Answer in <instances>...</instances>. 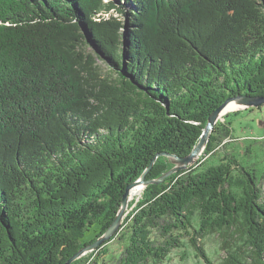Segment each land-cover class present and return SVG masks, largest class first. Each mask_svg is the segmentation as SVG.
<instances>
[{
    "label": "trees",
    "instance_id": "16d2710c",
    "mask_svg": "<svg viewBox=\"0 0 264 264\" xmlns=\"http://www.w3.org/2000/svg\"><path fill=\"white\" fill-rule=\"evenodd\" d=\"M242 95L264 98V0H0V264H66L154 158L146 181ZM230 127L217 123L206 157ZM223 160L149 184L112 239L119 262L94 264H161L185 239L215 264L210 235L228 246L223 264H264L261 179Z\"/></svg>",
    "mask_w": 264,
    "mask_h": 264
},
{
    "label": "rangeland",
    "instance_id": "374dc122",
    "mask_svg": "<svg viewBox=\"0 0 264 264\" xmlns=\"http://www.w3.org/2000/svg\"><path fill=\"white\" fill-rule=\"evenodd\" d=\"M98 64L101 66L104 76L113 78L118 77L117 72L113 71L105 62L99 60ZM236 112L239 113L234 114ZM228 115L231 116L228 117ZM225 121L231 124L230 128L232 129V134L230 137L222 140V144L216 155L209 159L210 156L206 157L204 151L193 165L180 172L186 171L188 173L191 168L198 170L200 169L198 166H200L201 163H205L207 164L205 166H208L210 163H220L227 156L234 155L239 161V164L244 166L246 170L250 171L252 169L255 171L256 175L261 179L260 186L264 191V104L260 107L233 110L222 116L219 120L221 123ZM226 160L227 159L223 160V163H227ZM232 169L235 174H238L240 171V168L234 165ZM142 186L143 189L141 191L137 190L136 193H133L134 189L131 193V200L126 216L132 212L137 203L142 199L143 193L147 187L145 185ZM121 231L122 228L120 232ZM111 240L110 242L108 241L109 243L103 244L102 247L97 250L86 252L84 255L85 258H87L90 253H93V257H91V260H89L87 264H94L95 261L100 263L102 259L109 260L112 263H118L123 253L122 245L125 243L123 242L122 244V241L118 239ZM202 244L215 264H223L227 258L226 249H228V246L217 235L207 236L202 239ZM149 264L153 263L149 262ZM161 264H204V262L196 255L194 248L191 247L188 240L185 239L184 246L180 249L173 250L167 260Z\"/></svg>",
    "mask_w": 264,
    "mask_h": 264
},
{
    "label": "water",
    "instance_id": "95a60500",
    "mask_svg": "<svg viewBox=\"0 0 264 264\" xmlns=\"http://www.w3.org/2000/svg\"><path fill=\"white\" fill-rule=\"evenodd\" d=\"M110 15H114L115 17H118L125 21V17L121 14H118L116 11H111L110 14H106L105 16L108 18ZM108 65V64H107ZM109 66V65H108ZM123 74V73H122ZM124 76V75H123ZM235 102L240 109H247L249 107H260L262 104H264V98L260 97H250L246 95L237 96L233 98H229L224 102V104L219 107L217 110H215L209 117L208 124L203 132V135L201 137L200 142L196 145V147L193 149L192 153L185 157V158H178L174 155H165L168 158L171 159L172 164L174 165V168H172L167 174H165L161 179L156 181H146V175L150 172L153 165L155 164L156 160L160 155H158L156 158H154L150 164V166L147 168L146 172L143 174V176L138 180L137 182L130 184L127 187L126 193L123 198L122 205L119 209V212L113 222V224L110 226V228L106 231V233L101 236L94 244H91L87 247H85L83 250H81L78 254H76L73 258H71L66 264H72L76 260L80 259L85 255L86 252L97 250L102 247L103 244L110 241L113 237H115L121 230L122 224L124 221V218L127 214V210L129 209V203L131 200V191L134 187H136L139 184L148 186L151 183H160L163 182L167 177L170 175L183 171L186 168L193 165L197 159L202 155V153L205 151V148L207 144L210 141V137L217 125V123L220 120V115L222 110L230 103ZM178 165V166H176Z\"/></svg>",
    "mask_w": 264,
    "mask_h": 264
},
{
    "label": "bare ground",
    "instance_id": "6f19581e",
    "mask_svg": "<svg viewBox=\"0 0 264 264\" xmlns=\"http://www.w3.org/2000/svg\"><path fill=\"white\" fill-rule=\"evenodd\" d=\"M240 107L235 103V102H232V103H230V104H228L223 110H222V112H221V115H220V119L222 118V116H224V115H226L227 113H229V112H231V111H235V110H237V109H239ZM135 189V190H134ZM143 189V186H142V184H139V185H137L136 187H134L133 188V190H134V192H133V190L131 191V193L133 192V193H136L137 192V190L139 191H141ZM133 196V195H132Z\"/></svg>",
    "mask_w": 264,
    "mask_h": 264
}]
</instances>
